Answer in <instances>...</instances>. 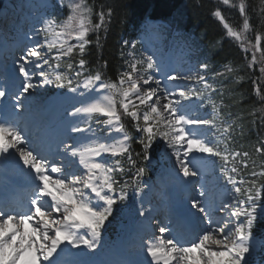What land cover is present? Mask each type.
Listing matches in <instances>:
<instances>
[{"label": "snow or ice", "instance_id": "obj_1", "mask_svg": "<svg viewBox=\"0 0 264 264\" xmlns=\"http://www.w3.org/2000/svg\"><path fill=\"white\" fill-rule=\"evenodd\" d=\"M42 8L32 43L7 78L12 87L0 84V170L15 169L25 188L21 198L0 194V264H126L100 257L117 205L130 193L139 203L135 224L147 264H261L254 254L264 251L255 232L264 227V137L251 152L232 147L236 127L217 107L207 62L178 71L125 42L130 50L111 78L106 61L93 70L85 57L91 35L100 47L113 9L97 8L95 0H44ZM238 8L243 31L218 8L212 14L251 52L248 68L259 65L253 84L261 115L250 114L264 125V88L257 83L264 46L260 34L254 44L243 35L250 29L244 0ZM258 14L264 18V3ZM50 87L59 91L37 95ZM197 101L204 117L187 112L186 102ZM161 148L173 166L159 180L182 193V212L170 206L168 225L142 195L152 153Z\"/></svg>", "mask_w": 264, "mask_h": 264}, {"label": "trees", "instance_id": "obj_2", "mask_svg": "<svg viewBox=\"0 0 264 264\" xmlns=\"http://www.w3.org/2000/svg\"><path fill=\"white\" fill-rule=\"evenodd\" d=\"M247 3V12L254 31L264 30V18H261L259 7L264 0H245ZM97 8L101 6L113 9L112 22L104 39L100 41V47L91 45L87 54L88 59L94 68L100 67L105 61L107 68L104 69L106 74L112 75L115 68L119 65L117 51L119 48V38L127 32V28L134 23L142 13L150 11L154 17H166L170 13H179L187 17L188 23L212 42L219 43L223 39L221 25L211 17L213 5L211 6L206 0H95ZM255 8V10H254ZM219 45V44H217ZM217 55L222 60L229 59L238 64L243 72L240 76L242 80L238 84H233V94L238 101H247L243 104L246 110L252 112L257 110L256 103L252 98L251 78L244 67L241 65V55L229 44H222L218 47ZM240 104L237 108H240ZM259 116V114H257ZM256 120V119H255ZM247 130V129H245ZM263 134L264 131L262 130Z\"/></svg>", "mask_w": 264, "mask_h": 264}, {"label": "rangeland", "instance_id": "obj_3", "mask_svg": "<svg viewBox=\"0 0 264 264\" xmlns=\"http://www.w3.org/2000/svg\"><path fill=\"white\" fill-rule=\"evenodd\" d=\"M222 1V0H221ZM37 94H38V91H37Z\"/></svg>", "mask_w": 264, "mask_h": 264}]
</instances>
